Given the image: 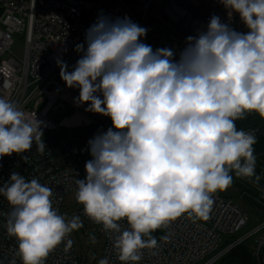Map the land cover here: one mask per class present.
Wrapping results in <instances>:
<instances>
[{"label": "clouds", "instance_id": "9594fccd", "mask_svg": "<svg viewBox=\"0 0 264 264\" xmlns=\"http://www.w3.org/2000/svg\"><path fill=\"white\" fill-rule=\"evenodd\" d=\"M248 29L235 30L212 15L185 38L181 50L144 42L148 29L128 16L98 14L75 51L71 66L57 58L66 87L78 89L76 106L111 120L87 141L91 159L76 179V201L85 214L119 235L118 260L139 262L155 248L145 236L184 213L206 218L212 194L236 177H260L251 133L235 121L247 112L264 118V0H220ZM9 88L5 80L2 85ZM41 121L0 97V157L24 153L36 143L43 153ZM0 186L14 211L6 225L18 242L22 264H43L48 254L82 224L52 207V189L17 172ZM126 219L129 229L121 232ZM71 241L67 242L68 247ZM98 264H109L107 258Z\"/></svg>", "mask_w": 264, "mask_h": 264}, {"label": "built area", "instance_id": "2783aa9c", "mask_svg": "<svg viewBox=\"0 0 264 264\" xmlns=\"http://www.w3.org/2000/svg\"><path fill=\"white\" fill-rule=\"evenodd\" d=\"M200 7L194 0H0V85L5 80L10 84L9 88L0 86V97L13 103L28 119L36 117L42 122L41 139L46 145L43 153L37 151L38 142H34L24 153L0 157V186L10 183L11 173L17 172L27 182L37 179L50 187L52 207L58 215L65 220L83 218L97 227L103 239L98 262L107 258L109 264H123L114 247L119 233L106 230L88 217L83 205L66 211L64 202L66 194L77 188L76 179L85 178V163L91 159L87 141L94 135L86 136L76 129L110 118L86 112V104H74L73 98L78 96L79 90L66 87L59 76L56 59L66 61L71 70L81 55L74 50L75 46L84 43L86 29L101 12L113 18L126 15L146 27L144 42L153 49L169 47L179 51L185 46V37L170 32L180 30L178 26L181 30L185 28L184 20H177V14L193 16ZM215 15L220 17L219 13ZM225 23L237 31H248L235 12ZM15 37L24 41L22 59L12 51ZM45 103L52 104L54 112L67 115L55 122L44 109ZM243 131L255 138L261 133L258 127ZM212 200L206 218L184 213L143 237L145 240L154 237L157 245L141 249L142 258L135 264H217L248 242L252 244L249 248L254 264H264V214L251 220L246 211L220 191L212 194ZM13 211V206L0 195V264H22L18 242L6 231ZM118 223L121 232L130 227L126 219ZM69 240L72 242L68 234L43 264H82L73 242L65 250Z\"/></svg>", "mask_w": 264, "mask_h": 264}, {"label": "rangeland", "instance_id": "374dc122", "mask_svg": "<svg viewBox=\"0 0 264 264\" xmlns=\"http://www.w3.org/2000/svg\"><path fill=\"white\" fill-rule=\"evenodd\" d=\"M204 6H206V4L200 7V11L193 16L181 14L182 19L185 21V28L179 33L171 30L170 32L175 34L177 33V35L184 39V37L186 38L189 35H195L198 29H203L206 26L210 16L217 13L224 15L225 13L223 8L224 6H220L215 10L212 7ZM227 16L228 13L224 15V17ZM228 18L229 16L225 19V21ZM220 19L223 21L222 17H220ZM12 51L18 58L22 59L24 57L25 46L24 41L21 38L15 37ZM43 107L50 113L49 117L55 122H59L67 115L66 112H54L53 105L50 103H45ZM110 126L111 120H99L97 124L93 126L76 129V131L86 136H93L98 131L106 130ZM54 133L55 132H51V134ZM256 165L263 166V164H259V162L255 164V173L260 177L259 181H256L254 177H236L235 173L232 172L230 173V175L233 176L232 184L226 190L220 191L223 195L233 199L241 208H243V210L249 214L251 220L264 214V208H262L264 207V172H259V170L256 168ZM76 192L77 188L69 191L66 194L64 202L66 211L69 209H76L82 205L76 201ZM80 222L82 226L78 230H74L69 233V237L74 244L77 254L81 257L82 264H94V262L97 264L102 251L103 239L97 230V227L93 223L86 221L83 218L80 219ZM247 244V246H252L250 242ZM236 254L237 253L226 257V259L223 261V264L247 263L244 261V259L237 257Z\"/></svg>", "mask_w": 264, "mask_h": 264}, {"label": "trees", "instance_id": "16d2710c", "mask_svg": "<svg viewBox=\"0 0 264 264\" xmlns=\"http://www.w3.org/2000/svg\"><path fill=\"white\" fill-rule=\"evenodd\" d=\"M237 130H243L248 127H258L260 129V134L256 137V143L253 145L254 156L256 159L264 161V118H261L258 113L247 112L245 113L242 119L235 121ZM235 253L240 259H244L246 264H254V258L252 256L251 250L247 245H241L235 248L228 256H232ZM235 256V257H236ZM224 257L217 264H223V261L226 259ZM244 263V262H243ZM239 264V263H236Z\"/></svg>", "mask_w": 264, "mask_h": 264}, {"label": "bare ground", "instance_id": "6f19581e", "mask_svg": "<svg viewBox=\"0 0 264 264\" xmlns=\"http://www.w3.org/2000/svg\"><path fill=\"white\" fill-rule=\"evenodd\" d=\"M195 1V3L196 4H201V6H203L204 4H206V6H204V7H212L213 9L215 8H218V7H220V6H223L221 3H220V0H194ZM203 4V5H202ZM224 8V10H225V13H224V15L225 14H227V11H226V9H225V7H223ZM220 14V13H219ZM224 15H221L220 14V17H222V18H224ZM182 19V17H181V15H179V14H177V20H181ZM183 23H184V25H185V21H183ZM185 27V26H184ZM175 28V27H174ZM178 28H180V26H178ZM179 31H181V29L180 30H177L176 32H179Z\"/></svg>", "mask_w": 264, "mask_h": 264}, {"label": "crops", "instance_id": "0c3cea01", "mask_svg": "<svg viewBox=\"0 0 264 264\" xmlns=\"http://www.w3.org/2000/svg\"><path fill=\"white\" fill-rule=\"evenodd\" d=\"M256 161L257 162H259V164H263V166H260V165H256V168L259 170V172H264V161H262V160H259V159H256ZM256 162V163H257ZM262 208H264V207H262ZM243 209V208H242Z\"/></svg>", "mask_w": 264, "mask_h": 264}]
</instances>
